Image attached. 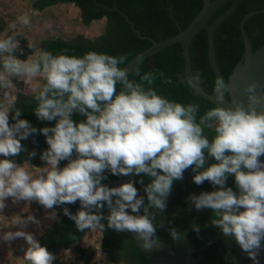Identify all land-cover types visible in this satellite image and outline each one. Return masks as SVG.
<instances>
[{"label":"clouds","instance_id":"1","mask_svg":"<svg viewBox=\"0 0 264 264\" xmlns=\"http://www.w3.org/2000/svg\"><path fill=\"white\" fill-rule=\"evenodd\" d=\"M18 21L30 25L26 15ZM20 35L0 38V91L5 101L0 103V213L9 199L13 204L36 202L50 210L49 219H56L55 209L62 207L78 232L131 233L145 252H152L162 245L158 229L166 228L174 242L185 239L165 213L174 182L190 169L196 185L208 182L212 190L190 193L189 210H210V224L238 245L251 264H261L264 110L257 106L264 89L257 94L258 82L244 86L245 107L233 98L231 80L218 75L213 82L215 106L201 114L197 102L184 104L158 93V78L164 85L173 83L163 72L121 67L125 55L89 50L75 56L67 54L68 49L54 55L29 44L31 54L21 59ZM18 80L32 85L37 119L55 121L54 126L37 129L20 118L21 109L14 108L17 97L9 91ZM74 115L82 119L74 120ZM35 134H43L48 145L40 154L43 166L31 165L35 150L23 164L17 163L15 158L27 151L21 141ZM61 161L67 163L61 167ZM108 173L130 179L109 186L103 183ZM229 177L235 190L228 186ZM76 202L80 208L75 213L64 207ZM8 221L0 224V229H8L0 240L23 238L27 264H54L56 256L25 230L40 226L39 219L29 214ZM191 227L200 233L198 224Z\"/></svg>","mask_w":264,"mask_h":264},{"label":"trees","instance_id":"2","mask_svg":"<svg viewBox=\"0 0 264 264\" xmlns=\"http://www.w3.org/2000/svg\"><path fill=\"white\" fill-rule=\"evenodd\" d=\"M71 2L80 9V17L84 25L106 19L104 32L92 38L78 34L75 38L69 40L61 37L44 39L41 42V49L51 51L54 55L64 49H68L67 54L75 56H82L89 50L106 52L116 56L125 55L127 57L126 64L138 53L152 46L153 40L161 41L186 29L204 4V0H34L33 6L38 10H44L60 3ZM232 3L233 0L225 2L215 11L208 23L211 24ZM263 8L264 0H242L235 12L218 26L215 32L216 56L226 81L238 62L243 59L245 42L241 30L242 19L249 12ZM126 15L135 24L136 29L141 32L142 36L151 37L153 40L139 36L133 30L132 23L128 21ZM244 28L248 36L252 38L254 50L264 45V12L250 17L245 22ZM2 31L3 21L0 19V36ZM17 39L20 41V48L24 52V56H20L18 50L17 56L21 59L26 58L32 52V49L28 47L30 42L23 35L18 36ZM208 51L207 30L202 28L194 36L191 43L192 67L195 77L199 76L198 82L200 85L206 91L212 93L216 75L210 64ZM123 66L125 65L121 67ZM137 67L140 68L141 72H163L172 79L173 83L168 85L162 84L159 78L156 80L154 87L159 94L184 104L197 102L201 106V114L208 108L215 106L214 103L195 92L186 80L182 44L175 43L164 48ZM15 84L18 89L23 90L24 82L22 80L16 81ZM0 94H4L3 91H0ZM34 106L31 94L18 92L14 108L21 109V119L28 120L37 129L54 126L55 121L38 120L33 111ZM73 119L80 120L82 117L74 115ZM9 120L10 123H14L12 113L9 115ZM21 143L25 145L27 151L22 152L15 158L17 163H22L28 159L29 151L35 150L41 154L42 151L48 148L43 134L30 136ZM39 154L31 158L30 162L37 166H43L44 162L40 159ZM66 163L67 161H61L60 166L63 167ZM107 175L108 179L105 181L118 178V176H113L110 173ZM192 175L189 169L185 171L183 180L174 182L172 193L168 198L167 212L165 213V218L172 220L175 226L185 233L184 241L174 242L169 237L166 228L158 229V236L161 240H167L169 243L182 248L198 247L202 241H208L207 236H213L220 232L219 229L210 224V210L200 212L194 208L189 210L186 198L190 193L198 194L201 191L212 190V186L208 182L200 186L196 185L192 180ZM228 186L233 187L235 190V182L232 177L228 179ZM136 187L141 188L139 184ZM141 194H143L142 189ZM66 206L64 205V207ZM79 208V202H76L71 204L69 210L75 213ZM55 211L58 215L52 229L41 237L40 243L54 255L62 248L77 244L75 258L78 262L75 264H95L96 249L92 246L83 247L79 245V242L83 240L89 231L78 232L75 223L71 219L65 215L61 218L62 207H57ZM104 211L106 213L107 209L105 208ZM157 222H159V219ZM104 223L106 224V221ZM193 223L200 226L201 231L199 234L192 230ZM102 237V247L111 260L119 261L123 259L128 264H152L130 233L107 229L103 232ZM220 241L219 238L202 253L203 257L200 264H217V250ZM195 256L199 257V253H195ZM54 264L63 263L56 258ZM245 264H251L247 257Z\"/></svg>","mask_w":264,"mask_h":264},{"label":"water","instance_id":"3","mask_svg":"<svg viewBox=\"0 0 264 264\" xmlns=\"http://www.w3.org/2000/svg\"><path fill=\"white\" fill-rule=\"evenodd\" d=\"M228 0H204V4L202 9L196 15V17L192 20L189 26L186 29L181 30L176 35H173L169 38L163 39L161 41H154L151 37L142 36L141 32L136 29L135 24L129 19L126 15V18L130 23H132V28L135 32L138 33L139 36L148 38L153 40L152 46L149 48L141 51L135 57H133L125 66L128 67H137L141 63H143L148 58H152L155 54L159 51L163 50L164 48L171 46L175 43H180L183 46L184 50V60H185V74L186 80L189 82L190 86L193 88L195 92H197L200 96L205 98L208 101H213L214 92L210 93L206 91V89L200 85V83L196 80L193 67H192V60H191V43L194 36L197 32L205 28L207 30V36L209 41V61L210 64L215 72L216 77L222 76L223 73L219 66L217 56H216V48H215V32L218 26L226 20L229 16H231L235 10L239 7L242 0H233L232 5L218 18H216L211 24H209V20L215 11L221 7L225 2ZM264 12V8L261 10H254L249 12L244 16L241 21V30L245 42V51L243 55V59L238 62L235 66L232 74L229 76L231 80L233 89H232V96L233 98L238 101L242 102L244 106H247V96L243 91L244 86L246 83H250L252 81L258 82L260 87L257 89V94H261V89H264V45L260 48L254 50L252 38H250L245 31L244 25L245 22L252 16ZM123 66V67H125ZM224 78V77H223ZM262 103L257 106L258 111L264 110V96L261 97ZM36 152V151H35ZM37 153V152H36ZM39 154V153H37ZM40 155V154H39ZM264 161V156L260 158ZM130 177L119 176L115 180L111 181H103V183L108 184L109 186H118L119 183L123 181H127ZM131 179H136L135 177H131ZM236 187V186H235ZM71 204L67 205L66 207L70 208ZM63 212L61 214V218L63 217ZM60 218V219H61ZM52 227L50 228V230ZM49 230V231H50ZM131 234V233H130ZM135 239L136 237L131 234ZM220 234H216L213 236H207V242L202 241L198 247H191V248H182L176 245L169 243L167 240H161L162 245L159 249H155L152 252H145L140 245L142 252L147 256L152 264H200L202 260V253L214 242H216L220 238ZM223 240H226V237H222ZM222 251V247L220 248ZM195 253H199V257L195 256ZM244 261V253L242 252L241 256L237 259L232 260V264H242ZM261 264H264V255L261 256Z\"/></svg>","mask_w":264,"mask_h":264},{"label":"rangeland","instance_id":"4","mask_svg":"<svg viewBox=\"0 0 264 264\" xmlns=\"http://www.w3.org/2000/svg\"><path fill=\"white\" fill-rule=\"evenodd\" d=\"M15 8V7H14ZM7 7H0V19L3 21V38L7 36L13 35L14 32H19L21 35L25 36L34 49L39 50V43L48 38L54 37H63L64 39H73L78 34H83L86 37L92 38L97 35V31L100 30L101 21H95V23H91L90 25H84L80 14L78 16V8L74 5H57L55 7H49L43 11H36L34 9H29L24 13H14L10 10H6ZM27 16L30 20V25L25 26L19 23L18 18L21 16ZM16 24L15 29L10 26ZM35 83V82H33ZM30 86V85H29ZM32 87V85H31ZM8 205L2 214L4 217L8 215H20V214H29L32 213L37 219H42L44 216L49 217L50 210H46L43 206L38 203L33 205L26 204H13L11 199L6 201ZM31 207V209H30ZM30 209V210H29ZM0 217V218H4ZM11 217V216H10ZM46 218V219H47ZM51 222H54L55 219H49ZM49 221V222H50ZM3 222V221H2ZM31 227V228H30ZM37 225L32 224L29 225L25 230L28 232H34V228ZM30 231V229H32ZM16 230V229H14ZM36 239L38 240V233L35 234ZM103 233L101 234L99 231L89 232L83 238L82 241L79 242V245L83 247L92 246L96 249V254L94 256L95 264H128L125 260L121 259L119 261L111 260L108 254L104 251L102 247V239ZM18 240V239H16ZM16 240H14V246L16 247ZM77 244H71L68 248H62L55 255L59 262L63 264H75L77 259L75 258ZM4 258L8 261L9 256L13 254H2ZM17 255V254H15Z\"/></svg>","mask_w":264,"mask_h":264},{"label":"crops","instance_id":"5","mask_svg":"<svg viewBox=\"0 0 264 264\" xmlns=\"http://www.w3.org/2000/svg\"><path fill=\"white\" fill-rule=\"evenodd\" d=\"M33 2H34V0H0V7L5 6V7H7L6 10H10V11H12L14 13L15 12L16 13H24V12H27L29 9H34L36 11H43V10L36 9L33 6ZM58 5H74L76 8H78L72 2L71 3H60ZM52 7H55V6H52ZM78 11H79L78 16H79V14H80V9L79 8H78ZM98 21H101L102 22V24H100V27H101L100 30L97 31V33H98L97 35H100L105 30L106 19H102V20H98ZM92 23H95V21H93ZM97 35H95V36H97ZM95 36H93V37H95ZM3 37H4L3 35L0 36V38H3ZM54 38H57V37H54ZM61 38H63V37H61ZM41 42L39 43V50L41 49ZM29 85L30 84H27V83L24 82V88H23V90H20V89L17 88V86H16V84L14 82L13 89H10L9 91L12 92V95L14 97H18V92H20V91L24 92L25 94H32L31 93V85L30 86ZM4 102H5L4 101V94H2V95L0 94V103H4ZM10 113H9V115H10ZM23 163L24 162H22L20 164H23ZM31 165H33L35 167H40V166L34 165L32 163H31ZM33 203L37 204L36 202H31L30 204H28L27 202H23V201H21V202H19L17 204H19V205H22V204L33 205ZM30 209H31V207H30ZM29 214H32V213H29ZM29 214L24 213V214H20V215L21 216H27ZM10 216L13 217L15 215L14 214H12V215L10 214V215H8L5 218L8 219V220H10L11 219ZM5 218H0V224H2V223H8L9 222ZM46 218L47 217L44 216L42 219H40L41 225L35 227L34 228V232H30L32 234H34V233L37 234L38 233V241L39 242L41 240V237L50 230V228L52 227V225L54 224V222L56 220L55 219L54 222H51L49 220V218H47V219ZM7 230L8 229H0V233H2L3 231H7ZM12 230H14V229H12ZM31 230H33V228L30 229V231ZM13 244H14V241H12L11 243H6V242H3L2 240H0V256L1 257H4L2 254H13L12 257H11V255H8L9 256L8 257L9 258L8 261L6 259L4 261V258L5 257L4 258H0V264H27V262L23 260L24 250L27 247L26 242L24 241V239L23 238H18V240H16V247ZM15 254H17V255H15Z\"/></svg>","mask_w":264,"mask_h":264},{"label":"flooded vegetation","instance_id":"6","mask_svg":"<svg viewBox=\"0 0 264 264\" xmlns=\"http://www.w3.org/2000/svg\"><path fill=\"white\" fill-rule=\"evenodd\" d=\"M220 234L222 237H224L220 232L217 233ZM220 236V243L218 245V250H217V264H232V260L233 259H238L241 254L242 251L239 248L238 245H236L234 242L229 241L227 238L224 241L223 238H221ZM213 244V243H212ZM222 247V251H220V248ZM233 253V255L231 256V254ZM245 260H246V255L244 253V261L242 264H245Z\"/></svg>","mask_w":264,"mask_h":264}]
</instances>
